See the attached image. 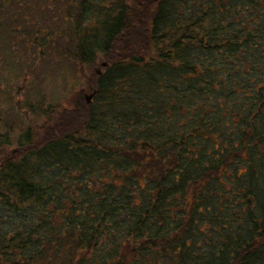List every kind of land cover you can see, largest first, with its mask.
I'll return each mask as SVG.
<instances>
[{"label": "trees", "instance_id": "trees-1", "mask_svg": "<svg viewBox=\"0 0 264 264\" xmlns=\"http://www.w3.org/2000/svg\"><path fill=\"white\" fill-rule=\"evenodd\" d=\"M72 1L30 46L107 63L58 131L0 133V264H264V0Z\"/></svg>", "mask_w": 264, "mask_h": 264}, {"label": "rangeland", "instance_id": "rangeland-1", "mask_svg": "<svg viewBox=\"0 0 264 264\" xmlns=\"http://www.w3.org/2000/svg\"><path fill=\"white\" fill-rule=\"evenodd\" d=\"M54 1L55 6L50 4L53 0H17L7 5L4 13L18 22L14 21L17 33L6 35L2 31L0 34V133H8L11 140L4 147L5 151L17 156L21 154L16 140L19 133L30 128L37 134V140H42L60 129L61 112L74 110L81 97L87 104L93 101V97L89 103L86 100V95L95 92L93 75L100 73L107 63L102 55H98L93 63L80 64L74 60L73 53L70 56L62 54L60 47L64 42H59L58 50L54 48L56 43L53 47L48 45L42 53L30 46L32 26L39 23L41 15L63 9V0ZM71 5L70 12L75 21L78 0H73ZM58 22L60 19L56 18L55 23ZM46 30L50 42L66 40L62 33L58 35L52 23ZM18 34L19 38H14ZM28 105L34 106L35 111ZM17 224L13 213L2 212L0 215V232L3 234L11 232Z\"/></svg>", "mask_w": 264, "mask_h": 264}, {"label": "water", "instance_id": "water-1", "mask_svg": "<svg viewBox=\"0 0 264 264\" xmlns=\"http://www.w3.org/2000/svg\"><path fill=\"white\" fill-rule=\"evenodd\" d=\"M95 92L91 93L90 95H86V100L89 103L91 98L94 96Z\"/></svg>", "mask_w": 264, "mask_h": 264}]
</instances>
